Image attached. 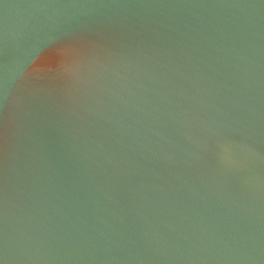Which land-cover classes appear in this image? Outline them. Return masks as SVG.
Wrapping results in <instances>:
<instances>
[{"label": "water", "instance_id": "obj_1", "mask_svg": "<svg viewBox=\"0 0 264 264\" xmlns=\"http://www.w3.org/2000/svg\"><path fill=\"white\" fill-rule=\"evenodd\" d=\"M0 264H264V0H0Z\"/></svg>", "mask_w": 264, "mask_h": 264}]
</instances>
